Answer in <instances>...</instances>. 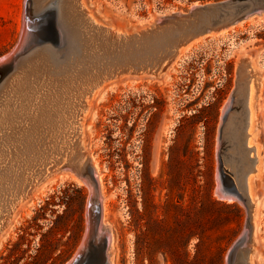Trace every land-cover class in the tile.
I'll return each mask as SVG.
<instances>
[{"label": "rangeland", "instance_id": "374dc122", "mask_svg": "<svg viewBox=\"0 0 264 264\" xmlns=\"http://www.w3.org/2000/svg\"><path fill=\"white\" fill-rule=\"evenodd\" d=\"M211 1L216 0H82L98 23L126 31ZM23 11L24 0H0V56L17 43ZM253 16L224 33L205 34L162 71H124L110 78L116 79L112 83L107 79V99L93 98L83 142L91 168L95 162L99 166L101 223L112 235L107 253L113 264H225L244 229L246 210L215 193L216 142L240 61L253 79L248 146L256 149L249 156L257 153L260 161L248 174L255 203L249 264H264V17ZM152 95L164 99V108L149 115ZM233 111L235 122L240 110ZM58 179L14 213L0 236V264H66L75 255L85 231L89 188Z\"/></svg>", "mask_w": 264, "mask_h": 264}, {"label": "bare ground", "instance_id": "6f19581e", "mask_svg": "<svg viewBox=\"0 0 264 264\" xmlns=\"http://www.w3.org/2000/svg\"><path fill=\"white\" fill-rule=\"evenodd\" d=\"M59 3L57 11L61 17H63V20H65L68 27L79 35V48L73 55H66L56 63L49 51H47L44 47L42 49L35 47L25 53L22 58H20V60L17 61V63L14 64V66H12L8 71L0 75V164L22 147H24L27 152H33L36 155L38 153L45 152V150L57 152L56 158L59 162H68L63 168H61L64 169V171H62V173L60 172L61 174L59 175L58 173L51 175L43 183L35 187L31 195L34 192H39L40 194L43 193L44 195V187L50 184L51 181L57 180L58 177H60L63 180L66 178L65 180L68 179L75 181L77 184L87 186L90 194L95 193V182L99 194V200L103 202V192H101L102 190L100 188V183L102 182L100 181V172H98L99 168L97 169L98 165L95 162L93 163V168H91L89 159L91 160L92 158L87 157L84 149V142L82 139L83 121L92 106L93 98H97L99 96L98 99H101V101L102 99L104 101V97L106 98L107 88L104 89V82L107 79L114 78V76H116L114 73L115 67L119 65L120 62L129 63L133 60H138L140 56L142 58V56H145L150 52L148 53L146 48H140L142 49L140 50L132 41L121 38V35L123 34L119 30H116L112 34L105 31L103 27L104 24L98 23L97 20H95L93 15L87 10L82 0H59ZM252 16L253 15H250L248 17ZM255 16L257 18L262 17L261 19H263L264 11L258 12ZM234 24H236V26L240 24L241 26L242 20L225 25L220 29L219 33H224V30L227 28L234 29ZM216 33L218 35V32H215V34ZM210 34L212 35L214 33ZM169 37L170 36H165L164 41L167 42ZM205 37L206 36L202 35L189 41L186 46L181 47L179 53L177 54V58L178 56L180 57L185 54V52H188L187 50L196 46L199 41L201 42V40ZM73 48L74 47L70 48V51L68 52H71ZM239 65L241 68V82L240 87L237 89L235 109H239L240 111L237 115L238 119L235 120V122L232 121L233 124L231 125L230 130L233 132V136H236L235 140H237L236 144L239 148L236 157L239 156L240 159L239 164L238 158H236V160L233 158L232 162L234 164L236 163L238 180L241 183V187L245 188L249 199L254 206V197L252 198V194L250 195L249 192V183L251 182L249 178L251 176L248 178V174L253 171L256 172L257 168H259L257 165L260 161L258 160L257 163V153L256 157L249 156V152L251 150H255L256 146H248V137L250 135L248 127L251 126H249V124L253 117L252 102L254 99L252 97L254 95L253 87L250 84L253 79L251 77V73L247 70L248 64L240 61L238 66ZM114 81H116V79H110L111 83ZM114 87H111V90L116 89ZM97 110L95 113H97ZM254 118L257 117L255 116ZM56 125L58 129L53 130L52 127L55 128ZM44 128L51 129V134L47 135L43 142L45 146L50 149L44 148L40 142L43 137H40V131ZM46 176H48V174ZM60 178L58 180H60ZM17 181L18 182L15 185L14 190L20 191L22 189L21 191H23L26 183V177L21 176L17 179ZM51 186L54 185L51 184ZM45 189L48 188L45 187ZM35 194L36 193H34V195ZM258 199L260 200V198ZM228 200L231 202L232 200H235V197H228ZM28 210H26V212ZM16 219L17 218H15V220ZM102 222L104 221L102 220ZM102 227H105L103 223L99 226V230H102ZM10 228L14 229L13 227ZM107 234L110 244V242L113 241L112 235L109 234V231ZM4 237V234L1 235V238ZM1 240L3 241V239ZM251 246L254 247L252 243ZM259 252L258 254H261ZM107 254L110 263L113 264L112 258L109 257L110 253L108 252ZM249 258L250 257L248 256V261H250ZM84 264H103L99 247L92 250L89 256L85 259Z\"/></svg>", "mask_w": 264, "mask_h": 264}, {"label": "water", "instance_id": "95a60500", "mask_svg": "<svg viewBox=\"0 0 264 264\" xmlns=\"http://www.w3.org/2000/svg\"><path fill=\"white\" fill-rule=\"evenodd\" d=\"M59 4V0H24L20 35L13 48L0 56V75L8 71L25 53L35 47L39 49L44 47L56 63L78 50L79 35L68 27L57 11ZM262 11H264V0H216L196 3L187 11L163 14L149 25L134 31L118 29L123 34L121 38L132 41L139 49L146 48L150 53L129 63L120 62L115 67L114 73L115 75L124 71L156 73L158 70H164L177 56L181 47L186 46L192 39L220 30L229 23H236ZM103 27L110 34L116 31L112 26L104 25ZM165 36H170L167 42L164 41ZM72 47H74L73 50L68 52ZM236 72V84L224 105L217 132L215 193L222 200H228L231 196L235 197V200L241 203L246 210L244 229L229 248L225 264H245V261L249 264L247 258L252 249L254 206L245 188L241 187L236 163L232 162L233 158L235 160L238 158L239 164L240 159L239 156L236 157L239 151L236 136L234 137L230 130L235 116L233 109L237 89L241 82L240 65ZM52 129H58L57 125ZM50 130L44 128L40 131V137L43 136L40 142L46 149L50 148L46 147L43 142L47 135L51 134ZM23 148H19L0 164V236L14 213L31 195L35 187L43 183L56 169L63 168L68 163L67 161L59 162L56 158L57 152L45 150L36 155ZM21 176L26 177L24 190L15 191L17 179ZM94 184L95 193L90 194L89 192L87 199L83 238L77 252L66 264H84L85 259L96 247L100 249L102 263L110 264L107 254L109 238L105 227L99 230L102 206L96 183Z\"/></svg>", "mask_w": 264, "mask_h": 264}, {"label": "flooded vegetation", "instance_id": "af4514ba", "mask_svg": "<svg viewBox=\"0 0 264 264\" xmlns=\"http://www.w3.org/2000/svg\"><path fill=\"white\" fill-rule=\"evenodd\" d=\"M161 100H162V98H159L158 95L157 96L152 95L151 102L153 103V105L150 107L149 115H151L155 111H158V110L164 108V102H161Z\"/></svg>", "mask_w": 264, "mask_h": 264}]
</instances>
